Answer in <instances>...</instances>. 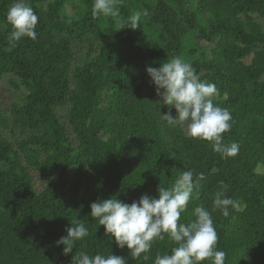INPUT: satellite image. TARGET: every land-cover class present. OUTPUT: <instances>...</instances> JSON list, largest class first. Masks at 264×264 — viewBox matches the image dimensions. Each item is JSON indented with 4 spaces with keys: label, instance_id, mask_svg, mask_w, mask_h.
I'll return each instance as SVG.
<instances>
[{
    "label": "trees",
    "instance_id": "obj_1",
    "mask_svg": "<svg viewBox=\"0 0 264 264\" xmlns=\"http://www.w3.org/2000/svg\"><path fill=\"white\" fill-rule=\"evenodd\" d=\"M13 2L0 0V80L13 75L22 92L18 101L0 95V264H71L76 249L64 255L56 242L75 218L89 228L77 250L154 264L176 246L167 235L148 260L132 259L105 236L90 204L158 198L161 183L170 187L188 169L206 178L181 222L202 204L225 264H264V0H121L122 18L148 11L135 30L94 17L95 0H27L37 38L15 46L6 19ZM174 56L216 85L214 103L233 118L224 142L239 143L236 156L221 158L161 119L169 108L156 102L146 68ZM221 181L240 203L227 217L212 211Z\"/></svg>",
    "mask_w": 264,
    "mask_h": 264
},
{
    "label": "clouds",
    "instance_id": "obj_2",
    "mask_svg": "<svg viewBox=\"0 0 264 264\" xmlns=\"http://www.w3.org/2000/svg\"><path fill=\"white\" fill-rule=\"evenodd\" d=\"M121 0H95L92 15L112 17L118 30L129 27L140 28L142 17L148 16L147 9L135 11L126 19L121 17L117 6ZM6 19L12 26L10 42L15 46L22 38L36 40L38 16L27 0H14L7 10ZM159 104L168 106L169 111L161 114L171 128L182 127L186 134L194 139L210 142L214 152L221 158L234 157L239 153L238 142L225 143L223 134L232 127V115L227 108L214 103L218 89L214 83L202 80L193 65L183 57L174 56L161 63L160 67H147ZM175 109L173 115L171 109ZM204 173L194 174V170H182L170 187L158 186V198L142 195L139 200L125 203L111 196L97 199L90 204V216L104 226L105 236L116 246L127 248L132 259L148 260V253L153 242L164 240L165 235L175 243L171 252L157 253L154 264H225L226 253L217 249L218 234L214 226L212 212L202 204L193 210L190 223L181 222L190 201L199 198L201 181ZM228 185L220 182V188L214 193L212 211L220 210L227 217L229 207L240 210V203L227 195ZM67 227L66 236L56 243L64 245L63 254L73 252L71 264H127V258L111 254L90 255L84 250H77L78 241L89 236L86 223L73 219ZM143 254V255H142Z\"/></svg>",
    "mask_w": 264,
    "mask_h": 264
},
{
    "label": "rangeland",
    "instance_id": "obj_3",
    "mask_svg": "<svg viewBox=\"0 0 264 264\" xmlns=\"http://www.w3.org/2000/svg\"><path fill=\"white\" fill-rule=\"evenodd\" d=\"M250 57L246 58L248 62ZM12 82H15L16 85L13 86ZM22 87L18 80L11 74H5L0 80V95L4 96L7 101L14 100L18 101L20 99Z\"/></svg>",
    "mask_w": 264,
    "mask_h": 264
}]
</instances>
